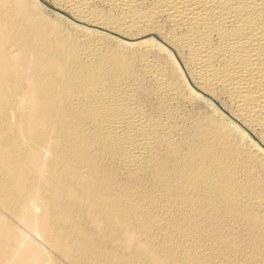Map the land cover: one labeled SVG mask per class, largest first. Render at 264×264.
<instances>
[{
	"label": "bare ground",
	"instance_id": "6f19581e",
	"mask_svg": "<svg viewBox=\"0 0 264 264\" xmlns=\"http://www.w3.org/2000/svg\"><path fill=\"white\" fill-rule=\"evenodd\" d=\"M0 264H264V0H0Z\"/></svg>",
	"mask_w": 264,
	"mask_h": 264
},
{
	"label": "rangeland",
	"instance_id": "374dc122",
	"mask_svg": "<svg viewBox=\"0 0 264 264\" xmlns=\"http://www.w3.org/2000/svg\"><path fill=\"white\" fill-rule=\"evenodd\" d=\"M48 2V1H47ZM43 5H44V7L48 10V11H50V13L51 14H60V15H64L63 13H61V12H58V11H56L54 8H52V6H50L49 5V2H48V5L47 4H45V3H43ZM56 12V13H55ZM216 105H217V103H215ZM218 106V105H217ZM251 136V138L254 140V141H256L255 140V137H253L252 135H250ZM204 242V243H203ZM202 242V244H205V245H207L208 244V242L207 241H203ZM207 242V243H206Z\"/></svg>",
	"mask_w": 264,
	"mask_h": 264
}]
</instances>
